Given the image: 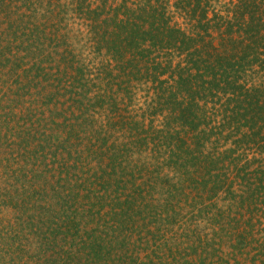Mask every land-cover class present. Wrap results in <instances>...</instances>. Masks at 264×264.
I'll return each mask as SVG.
<instances>
[{
  "label": "trees",
  "instance_id": "1",
  "mask_svg": "<svg viewBox=\"0 0 264 264\" xmlns=\"http://www.w3.org/2000/svg\"><path fill=\"white\" fill-rule=\"evenodd\" d=\"M0 264H264V0H0Z\"/></svg>",
  "mask_w": 264,
  "mask_h": 264
}]
</instances>
